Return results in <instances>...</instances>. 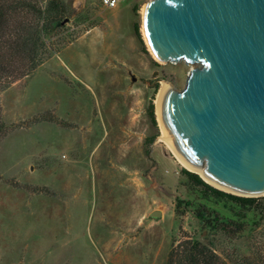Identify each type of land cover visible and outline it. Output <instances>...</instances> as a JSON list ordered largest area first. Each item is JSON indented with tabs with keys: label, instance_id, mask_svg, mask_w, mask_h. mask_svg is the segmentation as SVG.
<instances>
[{
	"label": "rangeland",
	"instance_id": "374dc122",
	"mask_svg": "<svg viewBox=\"0 0 264 264\" xmlns=\"http://www.w3.org/2000/svg\"><path fill=\"white\" fill-rule=\"evenodd\" d=\"M17 1L0 30V264H184L197 240L264 264V196H215L159 140L162 80L182 92L204 65L154 57L152 0Z\"/></svg>",
	"mask_w": 264,
	"mask_h": 264
},
{
	"label": "water",
	"instance_id": "95a60500",
	"mask_svg": "<svg viewBox=\"0 0 264 264\" xmlns=\"http://www.w3.org/2000/svg\"><path fill=\"white\" fill-rule=\"evenodd\" d=\"M148 5L146 28L160 58L204 65L191 69L184 91L167 86L168 136L187 162L239 194L223 191L264 196V0Z\"/></svg>",
	"mask_w": 264,
	"mask_h": 264
},
{
	"label": "trees",
	"instance_id": "16d2710c",
	"mask_svg": "<svg viewBox=\"0 0 264 264\" xmlns=\"http://www.w3.org/2000/svg\"><path fill=\"white\" fill-rule=\"evenodd\" d=\"M21 7L22 4L19 3L17 0H0V30L4 29V26L9 22V17L14 18L19 13L18 9ZM150 115L152 122L155 123L156 119L154 114V108L152 105L150 108ZM182 171L185 175L188 176V178L192 181V183L196 185L205 186L207 189L211 190L212 193L215 194V196L217 197L232 198L244 204L250 203L255 200V197H242L222 191L220 190V188L217 189L211 186L210 184L206 183L198 174L191 172L186 168H183ZM179 206L180 204L178 202L177 207ZM182 246L185 248L184 245ZM194 249L195 252L193 253ZM184 252L185 251H183V254H185ZM184 256H185L184 264H223L222 261L220 260L221 257L219 255L213 252V250L205 247L204 245H201V243L198 240L193 243L191 250L188 252V254L186 253ZM175 258L176 256L174 254V251H172L169 257V264H175L176 263Z\"/></svg>",
	"mask_w": 264,
	"mask_h": 264
},
{
	"label": "bare ground",
	"instance_id": "6f19581e",
	"mask_svg": "<svg viewBox=\"0 0 264 264\" xmlns=\"http://www.w3.org/2000/svg\"><path fill=\"white\" fill-rule=\"evenodd\" d=\"M149 3L150 2L145 3L142 7V15H143L142 16V19H143V24H142L143 29L142 30L144 32V38L146 39L148 46L150 47V50H151L150 52H152V54L154 55V57L156 59L163 62V59L160 58V56L157 54L154 47L152 46L148 31L146 28L147 8L149 6L148 5ZM169 83L170 82H168V81L162 80L161 87H160V89L157 93V96L155 98V105L154 106L156 108V115H157V119L159 121V125L161 127V132H162L160 137H159L160 142L164 143L170 149L171 153L174 155L173 157H175L176 161L179 164H181L184 168L201 174L208 183L212 184L215 187H218L222 190H225V191H228L231 193L239 194V193H236L235 191H232L231 189L224 188L223 186H221L218 183H215V181L211 180L210 178H208L207 175L204 174V171L201 169V167L196 166L190 162H187V160L184 158L182 153L179 151V149L176 147V145L173 143V141L168 136L166 126L164 123V119H163V115H162V106L161 105H162V96H163L167 86L169 85Z\"/></svg>",
	"mask_w": 264,
	"mask_h": 264
},
{
	"label": "built area",
	"instance_id": "2783aa9c",
	"mask_svg": "<svg viewBox=\"0 0 264 264\" xmlns=\"http://www.w3.org/2000/svg\"><path fill=\"white\" fill-rule=\"evenodd\" d=\"M126 0H101V4L108 8H115Z\"/></svg>",
	"mask_w": 264,
	"mask_h": 264
}]
</instances>
